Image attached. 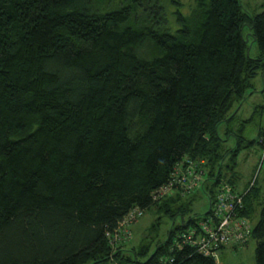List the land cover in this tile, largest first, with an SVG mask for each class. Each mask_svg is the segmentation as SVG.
I'll use <instances>...</instances> for the list:
<instances>
[{
    "label": "trees",
    "instance_id": "1",
    "mask_svg": "<svg viewBox=\"0 0 264 264\" xmlns=\"http://www.w3.org/2000/svg\"><path fill=\"white\" fill-rule=\"evenodd\" d=\"M261 7L198 0L170 32L160 0H0V264H219L173 246L208 213L184 219L196 191L153 193L185 159L204 160L209 206L221 182L237 188V156L255 142L245 127L264 105L230 149L219 127L230 135L234 105L260 73L264 82ZM147 43L150 59L137 53ZM250 185L243 213H259L252 237L264 264V197L257 176ZM154 205L182 221L162 240L157 219L137 247L114 249L108 233Z\"/></svg>",
    "mask_w": 264,
    "mask_h": 264
},
{
    "label": "rangeland",
    "instance_id": "2",
    "mask_svg": "<svg viewBox=\"0 0 264 264\" xmlns=\"http://www.w3.org/2000/svg\"><path fill=\"white\" fill-rule=\"evenodd\" d=\"M209 1V0H208ZM244 8L251 13H257L262 10L261 5L264 0H241ZM160 4L163 9V15L166 18V23L162 24L163 28L170 32H175L179 27L178 16L179 12L183 15H189L193 8L198 4V0H160ZM249 30L245 31L248 34ZM137 53L140 57L150 59L157 55L151 47L150 43L138 48ZM250 54L252 57H257L261 54L260 48L257 43L250 41ZM256 91L249 95L241 103H236L232 111H238V119L232 125L230 135L227 134L228 124L222 123L219 127V133L223 139H226L225 145L228 149L236 146L237 134L242 127V120L249 118L254 112L256 107L264 105V82L263 76L260 73L256 79ZM264 128V112L258 116L256 122L249 124L245 127L244 135L248 139L255 140L250 146L243 148L237 156V189L243 191L244 186L251 181V185L254 184V178L257 176V186L260 188V199L264 197V145L259 143V129ZM231 175V171L227 174V177ZM195 200L192 205V209L184 214V219H188L190 215L194 213L204 214L209 209L208 194L202 190H198L195 193ZM193 197V196H192ZM186 201V200H185ZM259 218V213L255 214L251 218L253 226L256 224ZM157 219H161V225L159 229V238L164 240L167 238L168 230L170 229L173 221L180 223L182 221L181 216H177L171 219L164 211H160L156 205L145 209L143 215L134 221L131 225V237L125 241L123 248L132 249L137 247L142 241L143 237L147 235L150 226ZM130 228V227H129ZM114 249L121 246L122 242L114 245ZM256 239L251 237L248 244L234 248L233 246H227L224 248L219 264H256ZM122 252V250H121ZM128 253V251H125ZM108 264H119L117 260H112Z\"/></svg>",
    "mask_w": 264,
    "mask_h": 264
},
{
    "label": "built area",
    "instance_id": "3",
    "mask_svg": "<svg viewBox=\"0 0 264 264\" xmlns=\"http://www.w3.org/2000/svg\"><path fill=\"white\" fill-rule=\"evenodd\" d=\"M204 163V160L191 159L178 163L171 179L154 191L153 199L158 201L176 192L192 193L200 190L204 184ZM245 194L246 191H239L231 184L221 182L208 213L197 219L196 224L191 223L180 232L173 246L178 249L191 247L198 253L219 262L225 247L247 245L254 226L251 218L243 213ZM144 211L145 209L140 207L131 209L119 222L117 229L113 233H108L111 243L116 245L127 241L131 237L132 223L141 217Z\"/></svg>",
    "mask_w": 264,
    "mask_h": 264
},
{
    "label": "water",
    "instance_id": "4",
    "mask_svg": "<svg viewBox=\"0 0 264 264\" xmlns=\"http://www.w3.org/2000/svg\"><path fill=\"white\" fill-rule=\"evenodd\" d=\"M249 38H247V40H248ZM254 40H255V38H254Z\"/></svg>",
    "mask_w": 264,
    "mask_h": 264
}]
</instances>
